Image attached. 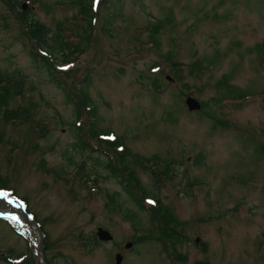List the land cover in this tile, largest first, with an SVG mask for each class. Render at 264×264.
I'll return each instance as SVG.
<instances>
[{
    "label": "rangeland",
    "instance_id": "obj_1",
    "mask_svg": "<svg viewBox=\"0 0 264 264\" xmlns=\"http://www.w3.org/2000/svg\"><path fill=\"white\" fill-rule=\"evenodd\" d=\"M20 1L51 34L64 25L70 45L84 50L56 63L68 71L56 73L59 89L0 0V72L25 75L26 96L11 108L31 111L24 123L0 115V191L26 201L43 229L46 260L116 264L121 253L123 264H264V0H97L92 28L78 0ZM88 81L103 136L158 155L165 172L168 164L157 186L133 164L173 217L167 225L133 204L119 183L123 172L113 176L96 161L107 160V147L88 132L77 88ZM189 97L206 108L190 112ZM100 228L114 240L94 243ZM37 246L20 216L0 211V264L10 254L40 264Z\"/></svg>",
    "mask_w": 264,
    "mask_h": 264
},
{
    "label": "trees",
    "instance_id": "obj_2",
    "mask_svg": "<svg viewBox=\"0 0 264 264\" xmlns=\"http://www.w3.org/2000/svg\"><path fill=\"white\" fill-rule=\"evenodd\" d=\"M2 1L13 12V14L16 15L19 25L22 26L23 36L26 37L27 41L29 40L31 47L34 48H31V52L29 54L30 58H32L35 64L39 65L40 68L47 72L48 76L52 78V81L54 83H57L59 89L65 90V85L61 82V80L55 77L57 74L66 76V74H68V71H64L60 67H58L57 69L56 63L61 64L63 62L64 64H66L68 63V60L75 57L74 55L76 53L83 54L84 50L77 45L74 47L70 45L71 43L67 40V36L63 34V32H65L64 25L60 24L57 30H54L53 34H51L52 31L48 27V25L39 22L35 18V15L31 13L30 8H24V2L20 0ZM78 2L80 5H82L80 12L85 17L84 20H86V18H89V23L92 28V22L96 21V15H98V9L94 10V0H89L88 2L85 1V6L83 5V0H78ZM19 7L21 10H19ZM79 18H82L80 14H78L77 16V19ZM107 21L109 20H106V22ZM154 27L158 26L154 25ZM84 42H88V40L86 39V37H81V40L78 44H82V46H84ZM71 48H74V51H70ZM75 61L76 60L71 63L75 64ZM195 65H193V68H195ZM220 83L221 85L228 83V81L226 80V76L222 77ZM25 84V75L21 74L19 71H15L11 75H6L3 72H0V115L3 121H9L12 123H15V121H17L18 123H24L29 120L28 118L31 114L30 108L20 106L14 109L11 108L12 101L15 98H17L18 96H26V90L24 89ZM89 84L90 83L88 81L86 85L77 87L80 88V93L82 95L81 98H83V103L81 102V105L84 104L83 106L88 109V132L90 137L92 136L96 138L99 143H104V145H106L107 151H105L110 156V158H108V154L106 153L107 160L99 156L96 158V161L99 162L101 166L109 170L113 176L118 177V171L123 172L121 182L119 183H121L123 185L124 190L129 193L133 204H135V206L138 207L140 210L149 212L150 214H152V216L155 215L156 217H160L161 220L164 221L167 225V223H170L173 220V217L165 209L163 203L156 198L155 194H151V192H148L146 190L133 164H135V162L139 163L141 170L151 175L156 186L160 185L165 181V179H167L168 172L170 171L168 169V164L167 166H165L167 172L163 171L160 165L162 159H160L158 155L151 157H143L140 154H137L135 152L133 153L132 150H130L125 145L124 138H118L116 136L114 139H112V141L101 139L103 133L102 131L100 132V130L98 129V121L96 119L97 108L96 105L93 103V99L90 98V95L88 93ZM228 86L226 85L224 87ZM66 96L68 99V92L66 93ZM206 105L207 104L203 103V110L204 108H206ZM75 109L77 119H80L82 117L81 109ZM75 131L77 140L80 142L78 146H81V148L87 146V143L86 141H84L82 134V125H79ZM101 147H103V145ZM111 152H114V155H112ZM158 164L159 169H157ZM138 193L140 194L141 200H139V198L137 197ZM108 197L111 203L114 204V197L110 194L108 195ZM148 197L153 198V200L157 204L151 207L144 206L143 201L146 200ZM172 234L173 235L171 236V238L176 240L174 236V231H172ZM92 240L94 243H99L96 236H94ZM12 256L13 255L10 254L8 257L3 258V260H5V262L9 264H18V262H16L12 258ZM177 257L179 258V255ZM21 262H23L21 264H27L24 261ZM48 264L53 263L48 261ZM204 264L209 263L206 262Z\"/></svg>",
    "mask_w": 264,
    "mask_h": 264
},
{
    "label": "water",
    "instance_id": "obj_3",
    "mask_svg": "<svg viewBox=\"0 0 264 264\" xmlns=\"http://www.w3.org/2000/svg\"><path fill=\"white\" fill-rule=\"evenodd\" d=\"M186 105H188L189 110L191 112H195L197 110H201L202 109V104L192 98L189 97L186 101ZM7 195L3 194L0 198L5 197ZM12 198V200H14V202L16 203V205L18 206L19 209V214L23 217V219H25L26 223L29 225V227L34 231L35 235H36V239L39 242L38 245V251H39V260L41 261V264H47V261L45 259V255H44V234L42 232V229L39 228L38 224L36 223V221L34 219H32L31 216L28 215L26 208L23 206V203L15 198V197H10ZM1 202H4L3 200H1ZM5 203V202H4ZM97 237H99V239L103 242H110L114 240L113 235L108 231V230H104V228H100L98 233H97ZM132 246V243H128V245L126 246L127 248H130ZM116 264H123L124 258L122 256L121 253H117L116 255Z\"/></svg>",
    "mask_w": 264,
    "mask_h": 264
},
{
    "label": "snow or ice",
    "instance_id": "obj_4",
    "mask_svg": "<svg viewBox=\"0 0 264 264\" xmlns=\"http://www.w3.org/2000/svg\"><path fill=\"white\" fill-rule=\"evenodd\" d=\"M150 203H151V201H150Z\"/></svg>",
    "mask_w": 264,
    "mask_h": 264
}]
</instances>
